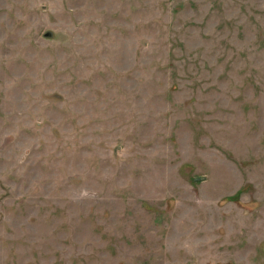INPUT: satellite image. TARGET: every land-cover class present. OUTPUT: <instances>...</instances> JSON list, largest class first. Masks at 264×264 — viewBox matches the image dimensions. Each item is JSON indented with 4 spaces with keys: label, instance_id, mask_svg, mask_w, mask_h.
I'll use <instances>...</instances> for the list:
<instances>
[{
    "label": "rangeland",
    "instance_id": "1",
    "mask_svg": "<svg viewBox=\"0 0 264 264\" xmlns=\"http://www.w3.org/2000/svg\"><path fill=\"white\" fill-rule=\"evenodd\" d=\"M0 264H264V0H0Z\"/></svg>",
    "mask_w": 264,
    "mask_h": 264
},
{
    "label": "flooded vegetation",
    "instance_id": "2",
    "mask_svg": "<svg viewBox=\"0 0 264 264\" xmlns=\"http://www.w3.org/2000/svg\"><path fill=\"white\" fill-rule=\"evenodd\" d=\"M205 176H199V179H201V180H203V178H204ZM241 191H242V187L240 188V189H238L235 193H233V194H231V195H228V196H226V197H231V196H236V194H237V192H239L238 193V195L241 193ZM237 195V196H238ZM236 196V197H237ZM226 197H224L223 199H226Z\"/></svg>",
    "mask_w": 264,
    "mask_h": 264
},
{
    "label": "trees",
    "instance_id": "3",
    "mask_svg": "<svg viewBox=\"0 0 264 264\" xmlns=\"http://www.w3.org/2000/svg\"><path fill=\"white\" fill-rule=\"evenodd\" d=\"M239 192H237L236 196L238 195ZM236 196H231V197H226L227 200L236 198Z\"/></svg>",
    "mask_w": 264,
    "mask_h": 264
},
{
    "label": "water",
    "instance_id": "4",
    "mask_svg": "<svg viewBox=\"0 0 264 264\" xmlns=\"http://www.w3.org/2000/svg\"><path fill=\"white\" fill-rule=\"evenodd\" d=\"M51 32H49L48 34H50Z\"/></svg>",
    "mask_w": 264,
    "mask_h": 264
}]
</instances>
